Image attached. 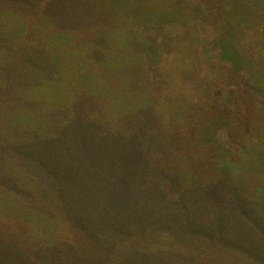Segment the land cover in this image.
<instances>
[{"label": "rangeland", "instance_id": "374dc122", "mask_svg": "<svg viewBox=\"0 0 264 264\" xmlns=\"http://www.w3.org/2000/svg\"><path fill=\"white\" fill-rule=\"evenodd\" d=\"M258 1L250 8L242 0L128 1L118 11L122 55L110 46L106 63L100 59L111 18L101 28L81 27L99 42L93 58L87 35L44 12H72L81 24L92 1L40 0L30 9L23 3L0 10V36L9 39L8 46L0 41L1 57L12 70L24 52L37 55L39 43L41 54L67 59L54 78L38 75V84L28 72L26 86L0 67L7 97L0 105V264H126L131 250L143 249L152 255L145 264H264V192L258 193L262 214L234 213L228 233L204 234L193 227L209 211L161 217L158 207L130 200L128 182L141 164L127 160L143 133H159L157 123L139 126L154 110L144 105L150 101L173 153L160 159L157 148L153 161L176 169L183 191L190 182L216 189L222 167L205 147L210 139L248 171L249 158L264 161V2ZM81 39L91 49L80 66ZM84 70L96 74L89 87L82 83L84 95L96 97L79 103L83 87L75 71ZM110 97L129 104L113 108ZM133 106L132 117L119 118ZM112 130L127 133L130 147L119 146ZM214 194L217 202L225 197ZM145 209L152 217L146 226L137 222ZM160 217L182 227H160ZM162 248L172 249L164 255Z\"/></svg>", "mask_w": 264, "mask_h": 264}, {"label": "trees", "instance_id": "16d2710c", "mask_svg": "<svg viewBox=\"0 0 264 264\" xmlns=\"http://www.w3.org/2000/svg\"><path fill=\"white\" fill-rule=\"evenodd\" d=\"M39 1L40 0H0V10L23 3H25L24 5H27L30 9L32 7H35ZM47 1L52 2L53 0H44V5ZM76 1L78 2V4H80V0ZM88 1H92L94 6L90 8L91 10L86 9L81 15L83 18L81 24H78V18H76L75 14H73L72 12L68 13L64 11L62 14L56 15V17L48 10V8L46 9V7H44V12L45 14H48L49 18L53 19V21H55L58 26L61 25L73 27L78 33L87 35L94 44L93 50H90V53L92 55L99 49V42H96L92 38L91 33H86L90 31L84 30L81 27H87L91 25L89 28H93L96 26L101 28L105 20H107V18H111L114 24L110 28L104 29V55L100 59H104L106 63L109 62V58L107 57V55L110 51V46L117 55H122L121 49H123L122 47L124 44V31L122 28H120L118 11L119 8L124 6V4L132 0ZM242 1V4L245 5V7H249L251 4H253L252 2H255L256 0ZM47 10L51 13V15L47 12ZM67 37L68 36H66L65 39L71 41L70 37ZM0 41L5 46H8L9 44V39L5 36H0ZM78 41L81 42L79 44L76 43L75 48L77 56L81 58L79 59L80 62H77V59H75V62H77L81 66L86 61V57L84 58L83 54L88 51L87 49L91 48H89L87 45L89 42L84 41L83 39ZM153 42L155 43V41ZM65 43L66 41H63V44ZM35 48L37 55L32 52H24L21 57V63L17 68L12 70L10 61H6L4 60V58L1 57L2 47L0 46V67H6L4 75L15 78L18 83L24 86H26V84H31L27 76V73H30V71H34V75L32 76L33 79H35L33 81L34 84H38L39 82V79H37L38 75L43 76L45 78H54L55 73L57 72L56 67H59V65L63 61H67V59L63 56H61L60 58H55L52 56L49 57V55H46L45 52L41 54V43H39V45H36ZM112 60L113 59L111 58V63ZM70 62L71 61H69V63ZM84 72L75 71V84H78L79 86L83 87L82 91L78 92L75 97L76 102L79 96L83 94V96L79 98V103H82L86 98H89L92 101V98L96 97L95 92L91 95H84L86 93H89V91L86 90L87 86L83 85L82 83H86L89 87L90 85H92L93 75H96L95 72H92L90 70H84ZM84 77H86V79H84ZM113 79L114 78H109L110 81H112ZM249 83H251L252 86H255L253 82ZM3 93L4 89H0V105H2L1 103L3 101V97L5 100L7 99V97L4 96ZM9 97L11 98V95H9ZM110 100L113 104H115V101H117L113 108H118L120 106L122 108L129 104H126V102L121 104L120 101L122 102L123 98L120 97H110ZM144 105H147L149 106V108L154 110L152 112H147L146 116L143 118V121L139 123V126L147 124L156 125L157 123L159 126V133H143L142 141H140L139 144L135 147V149L127 155V160L129 159L131 163L139 162L141 164V167L139 169L140 174L131 178V180L128 182L130 200L140 198L144 204H147L152 207H158L159 210L163 212L161 217L172 215L177 211L197 216L203 214L204 210L209 211V217L197 218L198 224L194 223L195 227L193 228L200 233L213 232L217 235L229 232V221L231 220L230 218H232L234 213L238 212L248 214L253 210L254 212H260V214H262V210L259 208L260 201L258 200V193L264 192V161L256 160L257 162H255L252 158H249V160H247L249 166L248 171L247 166L245 168L243 167L242 160H230V155H225L223 153L221 149V144L215 143L213 139H210L207 141L205 147L211 155H213L214 157H218V160L220 162L219 165H222H220V167H222V176L219 180L214 182V186L216 187V189L213 190L212 186H201L202 188H199L196 187L193 182H190L185 191H183L180 188L181 179L179 177L180 175L178 174L179 172L176 169L173 170L172 167H169L168 169L162 168L160 166L157 167V165L153 161L154 151L157 148H161L160 159L161 157L167 158V155L170 156L173 153L172 150L168 149L167 143L169 140L167 134L161 126V123L158 120L159 116L157 114L155 103L148 101L145 102ZM133 111L134 106L133 108H128L127 110L124 109L123 111H119V118L132 117ZM143 116L144 114L141 115L140 118ZM130 128L132 131L134 130L132 126H130ZM89 131L92 132L94 130L91 128ZM108 134L115 139L119 146L130 147L132 141L127 133L120 131L116 132L112 130ZM42 145L44 146V144ZM220 156H226L227 158ZM174 160L176 162L177 159ZM257 172H259V175L255 176ZM252 181H260V184H257L254 187ZM194 188H196L195 191L191 190L187 193L189 189ZM213 191L216 194H218V192H221L225 197H223L220 201L217 202V200H215L216 196ZM146 213L147 210L145 209L143 218L137 220V222H140L145 226L149 225L152 221V217L150 215H147ZM161 217L157 221V225H159L160 227H182L177 224L174 220H166L162 219ZM190 225L191 223L187 222L185 227L189 228ZM28 238L32 240V238ZM167 249L168 251H171L172 248H162V254L166 255L165 251ZM131 251H129V253H132V257L130 258L128 256L126 264H145L146 261H149L152 258V255L149 253V250L143 249L140 251ZM174 253L176 252H173V254ZM141 257L142 259H140ZM179 258L180 256L175 257V259Z\"/></svg>", "mask_w": 264, "mask_h": 264}]
</instances>
